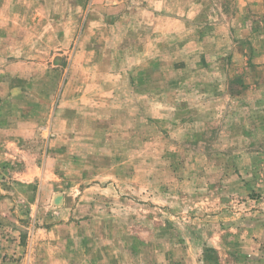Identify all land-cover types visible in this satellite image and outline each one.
Returning a JSON list of instances; mask_svg holds the SVG:
<instances>
[{
    "label": "rangeland",
    "instance_id": "obj_1",
    "mask_svg": "<svg viewBox=\"0 0 264 264\" xmlns=\"http://www.w3.org/2000/svg\"><path fill=\"white\" fill-rule=\"evenodd\" d=\"M0 264H264V0H0Z\"/></svg>",
    "mask_w": 264,
    "mask_h": 264
}]
</instances>
